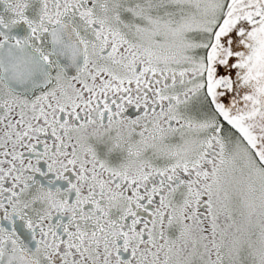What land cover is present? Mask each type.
I'll return each mask as SVG.
<instances>
[{
    "label": "snow or ice",
    "instance_id": "1",
    "mask_svg": "<svg viewBox=\"0 0 264 264\" xmlns=\"http://www.w3.org/2000/svg\"><path fill=\"white\" fill-rule=\"evenodd\" d=\"M0 264H264V0H0Z\"/></svg>",
    "mask_w": 264,
    "mask_h": 264
}]
</instances>
